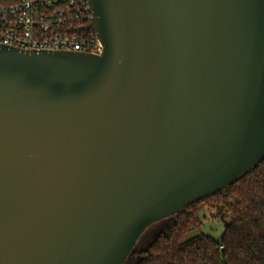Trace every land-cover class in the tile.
<instances>
[{
  "label": "water",
  "instance_id": "1",
  "mask_svg": "<svg viewBox=\"0 0 264 264\" xmlns=\"http://www.w3.org/2000/svg\"><path fill=\"white\" fill-rule=\"evenodd\" d=\"M100 54L0 44V264H124L264 161V0H88Z\"/></svg>",
  "mask_w": 264,
  "mask_h": 264
},
{
  "label": "trees",
  "instance_id": "2",
  "mask_svg": "<svg viewBox=\"0 0 264 264\" xmlns=\"http://www.w3.org/2000/svg\"><path fill=\"white\" fill-rule=\"evenodd\" d=\"M200 205L216 210L219 240L203 232ZM124 264H264V161L227 189L150 226Z\"/></svg>",
  "mask_w": 264,
  "mask_h": 264
},
{
  "label": "built area",
  "instance_id": "3",
  "mask_svg": "<svg viewBox=\"0 0 264 264\" xmlns=\"http://www.w3.org/2000/svg\"><path fill=\"white\" fill-rule=\"evenodd\" d=\"M0 44L33 51L100 54L88 0L0 3Z\"/></svg>",
  "mask_w": 264,
  "mask_h": 264
},
{
  "label": "rangeland",
  "instance_id": "4",
  "mask_svg": "<svg viewBox=\"0 0 264 264\" xmlns=\"http://www.w3.org/2000/svg\"><path fill=\"white\" fill-rule=\"evenodd\" d=\"M200 218L203 220V232L219 240L223 234V225L220 222L216 210L206 205H200Z\"/></svg>",
  "mask_w": 264,
  "mask_h": 264
}]
</instances>
